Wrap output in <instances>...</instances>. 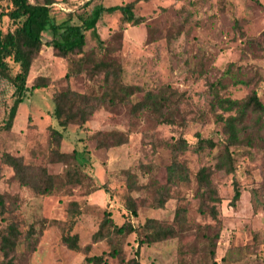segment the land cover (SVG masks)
<instances>
[{"label": "rangeland", "instance_id": "1", "mask_svg": "<svg viewBox=\"0 0 264 264\" xmlns=\"http://www.w3.org/2000/svg\"><path fill=\"white\" fill-rule=\"evenodd\" d=\"M131 2H136L134 13L143 22L122 24L120 12L104 14L96 31L86 34L84 54L93 60L80 72L75 62L43 47L28 86L37 77L50 83L27 93L11 129L6 124L14 99L0 78V192L19 193L23 199L14 213L0 215V231L14 222L23 232L8 258L0 251V264H83L87 256H107L110 251L107 242L93 241L105 211L119 225L131 221L140 228L149 218L174 223L178 208L186 210L182 225H175L179 236L144 245L138 256L141 264H264V141L254 136L252 145L234 148L235 173L212 176L222 198L218 240L216 222L199 213L196 179L202 167L214 168L223 150L225 135L217 123L221 110L212 105L215 98L241 100L257 90L264 104V49L247 44L249 38H259L264 48V0H57L52 18L60 24L72 16V23H78L79 17L89 18L101 5ZM8 7L9 0L1 2L3 10ZM121 26L122 37L117 36ZM13 27L7 17L0 21L3 32ZM44 39L51 40L52 34L45 32ZM110 59L121 64L124 84L140 88L134 103L144 97L142 92L164 91L180 100L178 118L184 125H160L151 116L132 115L129 104L103 105L86 125H71L53 152L49 127L55 94L66 89L99 94L103 75L91 77L86 68ZM237 79L252 84L235 83ZM197 133L217 147L195 152ZM181 136L191 144L180 155L190 170V181L172 185L166 206L154 208L155 189L166 182L172 162L168 144ZM7 152L23 157L27 164L46 167L56 176L54 193L35 196L28 189L20 191L13 169L3 162ZM68 171H77L79 181L65 183ZM235 182L241 198L232 206ZM129 197L136 200L137 215L126 208ZM74 203L81 212L76 217L71 214ZM74 234L79 236L80 251L70 250L63 241ZM136 238L132 234L125 241L127 258L136 256Z\"/></svg>", "mask_w": 264, "mask_h": 264}, {"label": "trees", "instance_id": "2", "mask_svg": "<svg viewBox=\"0 0 264 264\" xmlns=\"http://www.w3.org/2000/svg\"><path fill=\"white\" fill-rule=\"evenodd\" d=\"M0 0V21L7 17L14 26L13 29L3 32L0 30V78L11 88V98L14 99L10 108L7 129H11L16 118L19 106L24 103L27 93L36 89L48 87L50 80L37 77L32 87L28 86V78L34 61L40 55L44 46L54 49L57 56L75 62V67L81 71L83 65L92 62V56H85L84 47L88 31H96L97 24L104 14H122V24L138 26L143 18H138L134 13L136 2L125 5L99 6L96 7L89 18L79 17L78 23H72V16L60 24L53 21L52 7L57 0H9V7L6 10L1 8ZM124 27H120L117 36L122 37ZM52 34L51 40L44 39V33ZM264 37V33L262 34ZM259 38H249L248 45L257 44L264 49ZM100 44L103 46L104 41ZM78 56L76 61L72 57ZM232 66V65H231ZM17 69L14 71V69ZM86 72L94 77L102 74L99 94L81 93L72 89L57 92L53 98L54 110L50 130V144L53 152L56 153L61 142L64 140L71 125H86L94 114L103 105L116 107L119 105H131V114H144L151 116L157 124L176 125L179 122L180 100H172L166 96L164 91L149 90L142 92L144 97L133 102V96L140 91V88L133 85H126L122 82L123 68L115 59L99 60L94 62ZM229 73L230 70H229ZM70 76V70L65 77ZM235 83L245 85L252 84L251 80H235ZM213 108L221 110L217 114V123L222 124V131L225 135L223 150L217 156L214 168L204 166L197 175L198 198L200 201L199 213L203 217H210L216 222L217 233L215 239L220 238L222 227L221 213L219 206L222 204L217 188L213 183L212 176L215 172L233 174L236 171L235 149L244 144L252 145L253 137L257 136L259 141H264V104L261 101L257 90L241 100L217 97L213 102ZM197 142L194 151L200 153L205 149H215L217 143L210 138H203L197 133ZM172 151V162L167 166L166 182L155 189L153 199L154 208H164L172 198L170 187L178 183L190 181V170L185 163L180 161V155L191 147V144L181 136L177 141L168 144ZM3 162L14 171L13 179L19 183L20 191L30 190L35 196H47L56 190V176L51 174L46 167L27 164L23 157L14 156L10 153L3 154ZM79 181L78 172H67V181L71 184ZM99 190V189H97ZM95 190V191H97ZM101 190V189H100ZM241 198L240 188L235 182V194L231 205L235 206ZM23 199L19 193L0 192V215L14 213L19 208ZM77 203L73 204L71 214L78 216L81 212L76 210ZM127 210L137 215L136 200L129 197L126 202ZM75 209V210H74ZM186 218V210H176L174 223H168L155 218H149L140 228L133 225L131 221H125L119 225L113 219L111 212L105 211L98 230L93 235V241H105L110 246L107 256H87L83 264H110L109 258L116 259L115 264H141L138 256L144 245L160 243L169 239L177 238L180 234L176 224L182 225ZM75 219V218H74ZM75 221V220H74ZM34 230L31 231V234ZM18 225L9 223L4 230L0 231V251L8 258L16 249L19 238L23 235ZM136 235L138 248L136 256L127 258L124 252L126 239ZM63 241L72 251H80L79 236L66 235ZM89 246L86 247L88 249Z\"/></svg>", "mask_w": 264, "mask_h": 264}]
</instances>
